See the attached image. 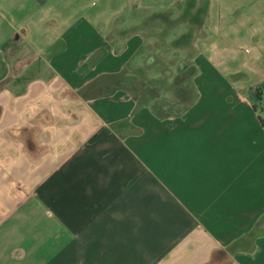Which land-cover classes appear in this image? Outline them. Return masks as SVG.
Returning a JSON list of instances; mask_svg holds the SVG:
<instances>
[{
    "label": "crops",
    "instance_id": "0c3cea01",
    "mask_svg": "<svg viewBox=\"0 0 264 264\" xmlns=\"http://www.w3.org/2000/svg\"><path fill=\"white\" fill-rule=\"evenodd\" d=\"M185 6L0 0V264H264V0H199L192 18L200 58L247 62L235 106L186 119L125 86L160 27L126 32Z\"/></svg>",
    "mask_w": 264,
    "mask_h": 264
},
{
    "label": "rangeland",
    "instance_id": "374dc122",
    "mask_svg": "<svg viewBox=\"0 0 264 264\" xmlns=\"http://www.w3.org/2000/svg\"><path fill=\"white\" fill-rule=\"evenodd\" d=\"M184 10L185 8L179 14L175 11V17H179ZM194 24L195 21L191 19L187 23H180L178 27L170 31L166 30L165 32L163 28H158V40H153L155 43L152 46L153 51H155L154 57H151L152 67L148 78L143 82V85L140 84L141 89H138L152 98L151 102L155 109H157L156 106L161 107L162 112L170 115L179 114V117L187 113L186 119L201 116L211 109H228L235 106L227 97L229 94L236 93L235 86L238 85L231 80L237 81L247 78L245 73L240 74L241 69H243L241 65L247 64L243 59L225 61L224 68H216L208 58H200L199 52L196 54L194 50L174 49L172 43L181 38L182 34L193 32L194 28L191 26H194ZM196 29L198 30V28ZM191 59L194 65L198 67V75L185 84H181V87L172 88L174 77L192 66L191 64L188 65V63H191ZM233 74L235 77L232 76ZM250 77L252 79V76ZM148 81L150 82L147 83ZM164 81L169 84L167 82L165 84ZM129 87L132 88V84ZM258 89L263 91L264 84L259 85ZM252 102L254 107L259 110V118L264 121V101L260 102L258 99H253ZM211 119L215 123V118L211 117ZM241 120L243 125L253 123L251 117H241Z\"/></svg>",
    "mask_w": 264,
    "mask_h": 264
},
{
    "label": "trees",
    "instance_id": "16d2710c",
    "mask_svg": "<svg viewBox=\"0 0 264 264\" xmlns=\"http://www.w3.org/2000/svg\"><path fill=\"white\" fill-rule=\"evenodd\" d=\"M198 2L199 0H186L185 10L181 15H179V17H175V13L172 10L151 13L145 18V20L139 26L129 29L126 32V34L127 36H130L141 30L149 31L150 28L152 29L153 27H161L165 32L166 30L170 31L171 29L178 27L180 23H187L193 18L195 10L198 6ZM184 37H188V35H185ZM172 44L174 49L178 50V49L186 48V46L190 44V41L185 42L183 40V37H181L175 40ZM40 70H41L40 63H36L29 71H27L24 75H22L18 81L24 86H26L37 78ZM197 74H198V70L195 66L192 65L188 67L185 71H181L174 77L172 82V88L181 87V84H185L189 80H192L194 77L197 76ZM145 75L146 73L144 72L141 74L138 73L137 74L138 77H134V81L125 83L126 88L133 89L134 92H138V90L134 89V87L136 85L138 86L139 81L143 85V82L146 80ZM167 81H164V83L167 84L168 83ZM130 84H132V88L129 87ZM262 95H264L262 89H257L255 92V99L261 100ZM156 108H157L156 110L158 111L161 110V107L156 106Z\"/></svg>",
    "mask_w": 264,
    "mask_h": 264
},
{
    "label": "flooded vegetation",
    "instance_id": "af4514ba",
    "mask_svg": "<svg viewBox=\"0 0 264 264\" xmlns=\"http://www.w3.org/2000/svg\"><path fill=\"white\" fill-rule=\"evenodd\" d=\"M191 27H193L194 28V31L193 32H190V33H184V34H182L181 35V37H183V40L185 41V42H189L190 41V44L188 45V46H186V48H182V50L183 49H187L188 51L190 50V51H192V50H194V48H193V42H194V40H195V37H196V34H197V29L194 27V26H191ZM185 35H188V37H184ZM190 37H191V39H190ZM190 48V49H189ZM194 55V54H193ZM192 55V56H193Z\"/></svg>",
    "mask_w": 264,
    "mask_h": 264
}]
</instances>
